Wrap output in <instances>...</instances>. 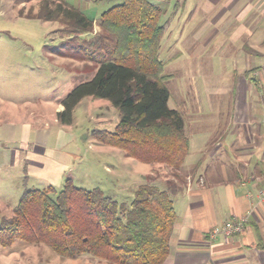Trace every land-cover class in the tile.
<instances>
[{
    "label": "trees",
    "instance_id": "trees-1",
    "mask_svg": "<svg viewBox=\"0 0 264 264\" xmlns=\"http://www.w3.org/2000/svg\"><path fill=\"white\" fill-rule=\"evenodd\" d=\"M37 10L20 17L63 24L69 40H84L93 61V79L77 86L61 101L58 121L73 124L74 109L85 98L110 101L119 111L114 131L96 129L92 138L143 164L166 166L179 174L190 152L185 120L170 107L171 94L158 60L164 27L163 11L150 0H122L103 12L97 25L81 9L64 0H38ZM77 43V42H76ZM64 56L69 54L62 53ZM148 176L130 204L119 203L101 189L76 187L67 178L59 191L25 190L12 216L0 222V247L16 242L46 245L64 258L90 255L111 264H164L170 255L177 213L171 182L162 188Z\"/></svg>",
    "mask_w": 264,
    "mask_h": 264
},
{
    "label": "crops",
    "instance_id": "crops-1",
    "mask_svg": "<svg viewBox=\"0 0 264 264\" xmlns=\"http://www.w3.org/2000/svg\"><path fill=\"white\" fill-rule=\"evenodd\" d=\"M64 1L84 12L103 0ZM202 10L207 24L197 38L206 37L214 54L226 53L227 73L233 78L225 87L204 89L205 98L196 103L193 133L185 122L190 139L185 164L179 174L164 177L175 195L185 193L182 208L175 207L177 219L164 264H264V204L258 196L264 187V0H206ZM226 96L231 100L224 105L221 99ZM11 101L0 95V173L21 168L25 180L27 174L42 172L58 181L67 177L70 163L50 147L49 125L37 118L11 124ZM170 107L178 111L171 98ZM63 109L59 104L56 113ZM10 175L0 179L8 181ZM242 216L249 218L243 233L210 239L217 226ZM30 249L18 242L0 247V264H49L28 258Z\"/></svg>",
    "mask_w": 264,
    "mask_h": 264
},
{
    "label": "rangeland",
    "instance_id": "rangeland-1",
    "mask_svg": "<svg viewBox=\"0 0 264 264\" xmlns=\"http://www.w3.org/2000/svg\"><path fill=\"white\" fill-rule=\"evenodd\" d=\"M150 1L163 11L160 25L164 27V35L157 56L163 63L162 75L172 104L188 127L191 125L188 131L193 133L195 107L199 98H205L204 89L211 85L225 87L233 78L227 73L228 58L225 52L220 56L214 54L206 37L197 38L207 24L206 12L200 11L206 0ZM121 3L122 0H103L84 13L98 22L103 12ZM38 5V0H0V95L12 99L6 105L12 110L11 124L19 125L23 120L33 123L37 118L49 125L53 133L49 145L55 147L60 159L69 161V175L58 181L51 173L42 172L27 174L30 177L25 180L21 168L1 172L0 176L11 175L8 181L0 179V221L12 216V209L25 190H43L53 185L59 191L66 178L79 188L89 191L99 188L124 204L133 201L135 191L148 176L159 177L157 185L164 188V177L169 172L166 166L140 163L122 150L92 138L94 130L114 131L120 121L119 111L110 101L85 98L74 109L73 124L57 123L56 108L61 101L77 86L93 79L97 72L98 66L93 61L77 60L70 55L85 54L84 40L93 34L77 37L76 43L69 40L67 28L61 23L19 16L21 10L28 13L37 10ZM94 30L96 34L100 28ZM221 100L225 105L231 97ZM184 196L183 192L172 194L177 210L182 208ZM18 243L31 248L28 258L33 256L49 264H111L90 255L64 258L46 245Z\"/></svg>",
    "mask_w": 264,
    "mask_h": 264
},
{
    "label": "built area",
    "instance_id": "built-area-1",
    "mask_svg": "<svg viewBox=\"0 0 264 264\" xmlns=\"http://www.w3.org/2000/svg\"><path fill=\"white\" fill-rule=\"evenodd\" d=\"M259 200L264 204V187L258 191ZM249 225V218L247 216L235 217L225 223L217 226L210 232L209 236L211 240L218 237L233 238L238 234L243 233Z\"/></svg>",
    "mask_w": 264,
    "mask_h": 264
}]
</instances>
